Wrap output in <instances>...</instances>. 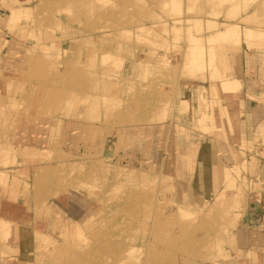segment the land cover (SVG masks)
Segmentation results:
<instances>
[{"label": "rangeland", "instance_id": "374dc122", "mask_svg": "<svg viewBox=\"0 0 264 264\" xmlns=\"http://www.w3.org/2000/svg\"><path fill=\"white\" fill-rule=\"evenodd\" d=\"M1 8L0 176L16 134L43 123L42 171L15 191L39 209L62 200L68 217L30 264H224L241 198L232 176L245 178L237 167L219 188L216 173L211 188L202 142L214 108L201 87L222 81L227 53L264 72V0Z\"/></svg>", "mask_w": 264, "mask_h": 264}, {"label": "crops", "instance_id": "0c3cea01", "mask_svg": "<svg viewBox=\"0 0 264 264\" xmlns=\"http://www.w3.org/2000/svg\"><path fill=\"white\" fill-rule=\"evenodd\" d=\"M15 1L18 0H9ZM23 1L27 0H19ZM1 2L0 16L6 11L1 8ZM247 54L231 58L227 53L222 63L225 69L222 81H208L201 87L214 108L213 113L205 115L209 126L215 129L210 135L205 134L202 142L203 148L207 147L206 169L212 178L216 173L220 176L216 182L219 188H222V174L224 177L227 171L237 167L242 179L245 178L232 176L236 189H241V198L230 257L224 264H264V72L259 59L248 58ZM223 81L233 83L225 90ZM197 100L196 96L192 101L196 104ZM39 125L36 132L16 134L13 166L1 170L6 178L3 182L0 176V264L32 263L36 248L54 228L56 219H68L62 200L39 201L46 206L39 209L35 207L37 202L25 200V195L15 191L18 189L15 178H34L42 171L46 127L43 123ZM213 184L214 178L211 188Z\"/></svg>", "mask_w": 264, "mask_h": 264}, {"label": "bare ground", "instance_id": "6f19581e", "mask_svg": "<svg viewBox=\"0 0 264 264\" xmlns=\"http://www.w3.org/2000/svg\"><path fill=\"white\" fill-rule=\"evenodd\" d=\"M11 9H14V8H11ZM21 13H23V11L21 12ZM230 32H232V30L230 31ZM223 33V32H222ZM222 33H216V37H217V35L219 36H221L222 38H223V34ZM227 33H229V31H225V34H224V36L227 34ZM218 38H220V37H218ZM210 40H212V39H210ZM218 79V78H217ZM230 83H233V82H231V81H223V83L221 84V85H223V87H224V89L226 88V90H227V87L229 86V85H231ZM233 86V85H232Z\"/></svg>", "mask_w": 264, "mask_h": 264}]
</instances>
